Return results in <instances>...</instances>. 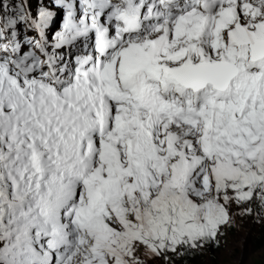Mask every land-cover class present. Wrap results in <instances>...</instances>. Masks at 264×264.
I'll return each mask as SVG.
<instances>
[{
  "label": "snow or ice",
  "instance_id": "snow-or-ice-1",
  "mask_svg": "<svg viewBox=\"0 0 264 264\" xmlns=\"http://www.w3.org/2000/svg\"><path fill=\"white\" fill-rule=\"evenodd\" d=\"M254 227L264 0H0V264H256Z\"/></svg>",
  "mask_w": 264,
  "mask_h": 264
},
{
  "label": "rangeland",
  "instance_id": "rangeland-1",
  "mask_svg": "<svg viewBox=\"0 0 264 264\" xmlns=\"http://www.w3.org/2000/svg\"><path fill=\"white\" fill-rule=\"evenodd\" d=\"M233 238L236 240V244L234 247L236 249L237 258H239L241 248L246 247L248 253L246 259L255 260L256 264H260L261 251L262 249H264V235H262L258 227L252 228L250 232L241 231L239 233H233ZM256 243H261V245L259 247H255ZM212 255L213 253L210 252L206 258L210 259Z\"/></svg>",
  "mask_w": 264,
  "mask_h": 264
},
{
  "label": "trees",
  "instance_id": "trees-1",
  "mask_svg": "<svg viewBox=\"0 0 264 264\" xmlns=\"http://www.w3.org/2000/svg\"><path fill=\"white\" fill-rule=\"evenodd\" d=\"M257 243H258V242H257ZM257 243L255 244V247H259V246L261 245V243H260V244H257ZM211 258H212V257H211ZM211 258H210V259H211Z\"/></svg>",
  "mask_w": 264,
  "mask_h": 264
}]
</instances>
